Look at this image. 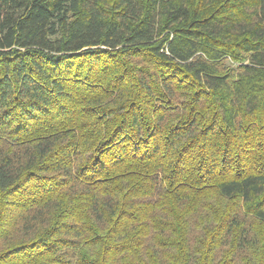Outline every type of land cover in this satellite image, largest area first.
<instances>
[{
	"label": "trees",
	"instance_id": "obj_1",
	"mask_svg": "<svg viewBox=\"0 0 264 264\" xmlns=\"http://www.w3.org/2000/svg\"><path fill=\"white\" fill-rule=\"evenodd\" d=\"M0 264H264V0H0Z\"/></svg>",
	"mask_w": 264,
	"mask_h": 264
}]
</instances>
